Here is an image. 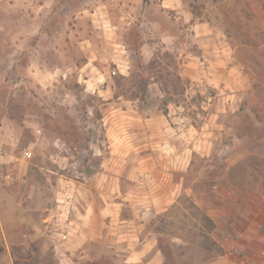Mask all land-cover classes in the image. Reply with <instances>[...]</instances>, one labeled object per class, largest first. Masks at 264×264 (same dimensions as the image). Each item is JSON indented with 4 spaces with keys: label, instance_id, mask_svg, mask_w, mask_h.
I'll return each mask as SVG.
<instances>
[{
    "label": "rangeland",
    "instance_id": "374dc122",
    "mask_svg": "<svg viewBox=\"0 0 264 264\" xmlns=\"http://www.w3.org/2000/svg\"><path fill=\"white\" fill-rule=\"evenodd\" d=\"M173 3L189 12L192 25L224 34L246 77L239 111H219L221 128L203 125L215 118L206 103L212 92L201 94L198 82L183 76L185 56H197L195 31ZM118 55L128 57L126 67L118 68ZM122 102L133 116L138 109L168 121L185 118L196 130L219 134L202 145L207 156L193 153L187 172L174 175L193 200L181 193L154 220L164 264L209 261L219 231L201 227L195 199L205 198L213 215L217 191L227 183L245 179L264 194V164L240 157L251 148L248 136L264 147V0H0V151L31 153L24 158L27 188L46 201V214L60 212L58 193L66 185H74V200L78 184L103 170L112 149L103 125L107 103ZM233 161L237 166L229 168ZM258 161L250 171L247 165ZM0 165L5 183L11 172ZM174 235L189 246L173 242Z\"/></svg>",
    "mask_w": 264,
    "mask_h": 264
},
{
    "label": "crops",
    "instance_id": "0c3cea01",
    "mask_svg": "<svg viewBox=\"0 0 264 264\" xmlns=\"http://www.w3.org/2000/svg\"><path fill=\"white\" fill-rule=\"evenodd\" d=\"M173 4L195 31L197 56H185L183 76L198 82L201 94L212 92L207 107L215 118H205L203 125L221 128L219 111H239L248 89L246 77L224 34L208 25H192L189 12ZM117 58L118 68L129 64L128 57ZM107 105L111 113L103 125L112 149L103 155V170L78 184L65 239L59 234L60 213L46 214V201L35 199L27 188V161L0 151V162L11 172L5 183L0 180V264H164L154 220L181 193L193 200L191 189L174 175L187 172L193 153L207 156L202 145L219 134L196 130L185 118L169 123L164 115L143 116L138 109L133 116L128 102ZM249 122L259 124L256 119ZM4 126L2 122L0 134ZM248 139L251 148L240 157L264 160L259 139ZM233 163L229 168L237 166ZM161 174L167 175L163 182ZM217 194L219 205L213 209L219 213L212 215L205 198L193 202L215 224L213 231H219L218 240L213 233L218 252L211 250L213 257L203 264H264V194L233 181ZM172 241L189 246L183 236L174 235Z\"/></svg>",
    "mask_w": 264,
    "mask_h": 264
},
{
    "label": "built area",
    "instance_id": "2783aa9c",
    "mask_svg": "<svg viewBox=\"0 0 264 264\" xmlns=\"http://www.w3.org/2000/svg\"><path fill=\"white\" fill-rule=\"evenodd\" d=\"M212 95L209 93L206 96L207 104H210L212 100ZM109 148V147H108ZM23 157L25 159H30L31 158V153L30 152H24ZM73 190H74V185L73 184H68L63 188V191L61 192V195L58 199V209L59 213L61 216V227H59V234L61 236V239H65L66 234L65 230L67 226L70 223V218L72 214V202H73Z\"/></svg>",
    "mask_w": 264,
    "mask_h": 264
},
{
    "label": "trees",
    "instance_id": "16d2710c",
    "mask_svg": "<svg viewBox=\"0 0 264 264\" xmlns=\"http://www.w3.org/2000/svg\"><path fill=\"white\" fill-rule=\"evenodd\" d=\"M263 164H264V160L263 159H259ZM260 161H258L257 162V165H254V166H252V165H250V164H248L247 166H248V168H249V170L250 171H256V170H258V168H259V166H258V164H260ZM247 166H244V171H243V173H245L246 171H247ZM246 170V171H245ZM243 178V177H242ZM243 183H246L247 184V182L245 181V179H243ZM191 201V200H190ZM192 206L198 211V212H200V219H199V221H200V223H201V227L202 228H207L208 230H214V228H215V224L208 218V217H206L205 215H204V211H201L200 209H198L194 204H192Z\"/></svg>",
    "mask_w": 264,
    "mask_h": 264
}]
</instances>
